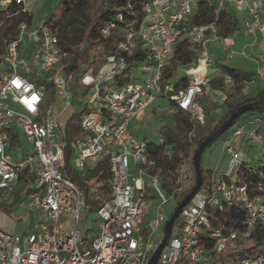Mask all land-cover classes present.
<instances>
[{"label": "built area", "instance_id": "2783aa9c", "mask_svg": "<svg viewBox=\"0 0 264 264\" xmlns=\"http://www.w3.org/2000/svg\"><path fill=\"white\" fill-rule=\"evenodd\" d=\"M212 1L141 0V21L125 29L114 53L97 69L83 67L76 89L81 110L79 136L66 143L65 124L74 112L69 53L45 19L34 24L26 0H0V13L6 17L16 14L8 11L13 5L23 14L17 35L4 43L0 53V202L14 197L26 172L29 190L21 196L20 205L41 216L23 235L0 230V264L148 263L170 216L163 207L171 202L177 206V195L191 187L192 173L180 156L161 175L154 159L159 155L154 153L166 137L151 146L130 133V121L156 99L165 98L169 104L165 117L171 119L177 109L188 115L187 138L191 141L198 129L206 127L208 113L223 115L224 89L232 86L233 79L222 74L224 89L211 86L215 75L208 68H216L217 57L209 50L210 44L223 46L226 58L237 55L258 66L245 87L264 82L259 59L253 56L254 50L264 53V0H214V20L197 22L200 4ZM125 8H131L129 0ZM222 9L240 25L239 31L226 38L217 35L215 26ZM123 16L118 12L97 35L106 38L116 22L123 23ZM240 35L246 42L235 51V38ZM183 41L200 46L201 52L195 64L181 70L188 78L186 88L173 94L171 84H161L163 69ZM134 52L146 57L133 67L137 73L132 72L125 85L111 87ZM200 98L208 99L211 106L203 107ZM57 102L60 109L55 107ZM67 110L66 119H61ZM227 131L223 139L216 140L226 156L224 167L215 165L209 170V185H201L181 210L177 219L182 226H172L157 264H208L226 248H235L255 228H264V115L245 118ZM65 146L71 150V172L81 177L86 169L105 161L106 178L93 188V198L101 206L95 212L97 232L91 241L83 239L79 230L84 195L64 174ZM162 153L171 160L167 149ZM153 201L157 207L152 217ZM232 207L244 212L242 229L213 227L212 215ZM234 264H264V252Z\"/></svg>", "mask_w": 264, "mask_h": 264}, {"label": "trees", "instance_id": "16d2710c", "mask_svg": "<svg viewBox=\"0 0 264 264\" xmlns=\"http://www.w3.org/2000/svg\"><path fill=\"white\" fill-rule=\"evenodd\" d=\"M128 0H63L44 20L46 26L53 28L57 32L59 44L69 53V71L74 70L73 80L70 85V90L74 95L73 107L74 112L68 118L64 133L66 143L72 141L79 136L78 122L81 110L78 107L76 89L79 85V78L83 71V67L93 65L96 69L100 67L105 58L114 53L115 47L119 40L123 38L125 29L135 21L140 22L143 15L140 10L141 0H129L131 8H125ZM10 13H16L11 17H6V13H0V53L3 50L4 43L13 39L17 35V26L23 19V14L19 11V7L11 6L8 10ZM122 12L123 23L116 22V26L110 29V33L106 38L98 36V31L105 27L109 21H114L118 12ZM216 11V3L214 0L210 5L200 4V12L196 21L199 23L210 22L214 20ZM133 13V15L129 14ZM81 19L80 27H72L68 31V27ZM137 26V25H135ZM216 33L220 38H226L240 30L238 22L225 9L220 10L219 17L216 22ZM82 44V48L76 45ZM201 52V47L195 44L183 41L179 43L174 50V54L168 60L166 67L163 69V78L161 84H171L170 93H177L186 88L188 78L185 75L177 78L175 76L178 71L188 68L191 63H196ZM146 57L138 55L134 52L128 57V67L117 77L111 87H121L128 83L132 73V69L140 61ZM220 68L212 81L213 88H223L220 75L226 74L233 79V84L229 89H224L226 93V112L216 119L212 120L210 125L203 129L197 130V136L189 141L187 134L190 131L188 115L180 110L171 116L172 125L167 127L168 133L166 140L160 145L159 152L154 153L159 155L154 157L156 166L161 171V175L165 176V171L168 167L174 166V161L179 160L180 156L185 158L189 164L192 173L191 187L185 192L177 195V205L180 201L193 189L196 183V176L192 166V156L198 145L210 134L216 131L239 106L243 104H256L260 108L247 112L248 116L264 115V84L263 86L255 87L252 91L245 90V83L250 80L253 74L246 73L232 66L219 64ZM171 104V102H170ZM173 104V102H172ZM229 131L225 132L217 140H221ZM213 142H210L204 151L209 148ZM152 146L153 143H150ZM164 149L170 152L171 160H167V156L162 153ZM203 151V152H204ZM202 152V154H203ZM64 174L68 176L74 183L78 184L83 191L84 204L88 212H96L101 206V201L95 200L93 188L95 182L102 178H106L105 161H100L92 169H86L83 177L79 174L71 172L70 159L71 150L65 146L64 152ZM201 164V161H200ZM209 170L201 167V185L202 187L209 185ZM29 175L23 172L20 177V187L14 194L13 202L8 204L0 202V210L10 211V208L18 203L21 196L29 190ZM94 182V183H93ZM104 188V187H103ZM103 192L101 196H105ZM244 219V212L240 208H228L222 213H214L211 217L213 227H222L224 230H241V223ZM182 226V223L177 219L173 228ZM264 252V228H255L248 238L238 243L235 248H226L221 253L215 255L208 264H234L236 261L244 257H253L258 253ZM180 264H195L187 261H182Z\"/></svg>", "mask_w": 264, "mask_h": 264}, {"label": "rangeland", "instance_id": "374dc122", "mask_svg": "<svg viewBox=\"0 0 264 264\" xmlns=\"http://www.w3.org/2000/svg\"><path fill=\"white\" fill-rule=\"evenodd\" d=\"M63 0H26V7L29 11L33 13L34 16V24H38L41 20L47 18V16L62 2ZM81 19H77V22L73 23L68 27V31L72 27H80ZM237 40L236 46L233 47V50L240 51L243 44L246 42L245 38L240 35ZM209 50L211 52H215L216 57L218 54L224 57L223 61L226 62L228 66L235 67L240 69L246 73L253 74L256 72L258 66L249 59H244L237 55L226 58V53L223 52V46L219 43L210 44ZM248 53V52H247ZM249 54V53H248ZM253 56L258 57L259 59V70L264 71V53L261 51L254 50ZM219 60L218 57L216 58ZM223 64V63H221ZM219 62H215L214 66L218 67ZM225 65V64H224ZM213 67L208 68V73L211 74L213 72ZM134 74L137 73V68L132 71ZM177 78L181 76H185L184 72L178 71L175 75ZM135 77V75H134ZM255 87L263 86L264 82H255ZM246 88V87H245ZM201 103L208 109L211 105H209L208 100L200 99ZM169 104L165 98L156 99L150 106H148L144 111L135 116L129 123V131L130 133L137 139L144 140L148 143H157L159 137H167L168 129L167 127H171L172 121L170 117H165V111L167 110ZM57 109L61 108L60 102L55 104ZM72 108V107H71ZM68 114V110L62 115L61 119L65 120ZM222 116V115H220ZM216 115H209L207 117V125H210L211 121L216 119ZM247 114H243L234 125L239 123L241 120L245 118H249ZM206 125V126H207ZM220 157V158H219ZM226 161V156L221 152L220 147L218 145V141L213 142V144L207 148L203 154L201 155V167L206 170H212L215 165L218 166L219 169L224 167V162ZM129 162L131 163V159L129 158ZM102 182V181H99ZM98 183V182H97ZM95 186V185H92ZM5 203H12L13 198L10 200L4 201ZM175 202H171L168 205L164 206L163 210L167 215H170L175 207ZM157 207V202H152V208L150 209V214L153 217L155 214V210ZM41 219V216L38 213L29 212L23 206L20 205V202L15 203L10 211L0 210V230L6 232L8 234L15 235H23L24 233L29 231L30 225L32 223L37 222ZM97 215L95 212H88L87 208H84L80 213V221H79V230L83 239H87L91 241L97 232L96 226ZM60 222H64L63 219H60Z\"/></svg>", "mask_w": 264, "mask_h": 264}, {"label": "water", "instance_id": "95a60500", "mask_svg": "<svg viewBox=\"0 0 264 264\" xmlns=\"http://www.w3.org/2000/svg\"><path fill=\"white\" fill-rule=\"evenodd\" d=\"M264 109V106H262ZM260 108L259 105H256L254 103L252 104H243L239 106L233 113L229 115V117L226 119V121L212 134H210L208 137H206L197 147L195 150L193 156H192V166L194 169V173L196 176V183L193 187V189L180 201V203L176 206L174 211L170 214L166 224H165V234L164 237L158 246L157 250L152 254L147 264H157V261L159 259V256L165 247V244L167 243V240L171 233V228L174 224V222L177 220L181 210L188 204L191 199L193 198L194 194L197 192V190L201 186V155L206 146L210 142L216 141L219 137H221L227 130H229L235 122L238 120L239 117H241L243 114L258 110Z\"/></svg>", "mask_w": 264, "mask_h": 264}, {"label": "crops", "instance_id": "0c3cea01", "mask_svg": "<svg viewBox=\"0 0 264 264\" xmlns=\"http://www.w3.org/2000/svg\"><path fill=\"white\" fill-rule=\"evenodd\" d=\"M209 49H210V48H209ZM217 57H218L219 60H218V61L216 60L215 62H219V64H221V63H223V64H225V65L227 64L226 62L224 63L223 58H222V56H221L220 54H218ZM219 68H220V66L218 65V67H216L215 69H213V72H212L211 74H212V75H216V73H218V71H219ZM216 70H217V71H216ZM255 85H256L255 83H254V84H251L250 86H247V87L245 88V90L248 91V92H249V91H252V90L255 89ZM200 99H201V98H200ZM200 99H199V100H200ZM202 99H205V98H202ZM206 100H208V99H206ZM200 102H201V101H200ZM208 102H209L208 104L211 105V103H210L209 100H208ZM201 104H202V103H201ZM202 105H203V104H202ZM203 107H205V106L203 105ZM205 108H206V107H205ZM206 109H207V108H206Z\"/></svg>", "mask_w": 264, "mask_h": 264}]
</instances>
